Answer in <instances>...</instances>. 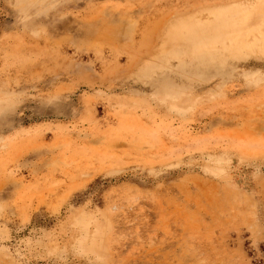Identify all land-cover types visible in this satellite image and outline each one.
I'll return each mask as SVG.
<instances>
[{"label":"rangeland","instance_id":"1","mask_svg":"<svg viewBox=\"0 0 264 264\" xmlns=\"http://www.w3.org/2000/svg\"><path fill=\"white\" fill-rule=\"evenodd\" d=\"M0 264H264V0H0Z\"/></svg>","mask_w":264,"mask_h":264}]
</instances>
